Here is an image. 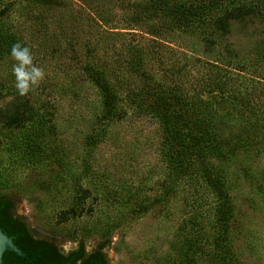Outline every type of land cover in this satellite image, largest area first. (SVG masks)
I'll list each match as a JSON object with an SVG mask.
<instances>
[{
  "label": "rangeland",
  "instance_id": "374dc122",
  "mask_svg": "<svg viewBox=\"0 0 264 264\" xmlns=\"http://www.w3.org/2000/svg\"><path fill=\"white\" fill-rule=\"evenodd\" d=\"M131 3L104 9L117 48L145 45L158 58L152 71L158 77L178 71L191 92L207 91L212 76L222 80L229 95L204 98L217 116L223 151L216 167L234 208L223 251L231 254L227 264H264V24L235 25L220 36L197 22L162 29L158 37L131 19ZM63 6L59 13L76 17V26L98 13V0H66ZM9 13L17 18L13 6ZM94 19L95 28L85 32L98 44ZM76 26L69 30L78 31ZM30 45L44 74L31 97L36 108L43 107L21 130L0 119V198L10 201L34 238L64 253L83 248L86 256L107 242L101 251L108 264H225L217 200L204 184L166 176L157 122L127 107L126 117L103 123L97 88L83 80L81 93L70 91L76 61ZM44 81L49 88L41 91ZM247 91L258 104L254 113L234 101ZM11 98L0 97V109ZM38 122L45 124L40 150L34 147ZM81 186L91 194L75 213Z\"/></svg>",
  "mask_w": 264,
  "mask_h": 264
},
{
  "label": "trees",
  "instance_id": "16d2710c",
  "mask_svg": "<svg viewBox=\"0 0 264 264\" xmlns=\"http://www.w3.org/2000/svg\"><path fill=\"white\" fill-rule=\"evenodd\" d=\"M65 1L0 0V97L3 98L6 93L12 97L0 109V119L8 128L21 130L35 119L43 107L38 109L34 106L30 91L22 96L15 88V78L11 71L13 61L10 57L13 44L20 42L31 50L30 44L37 43L56 58L67 56L76 61L79 68L72 70L69 76L70 91L73 94L81 93L85 87L83 80L97 88L102 97L103 123L126 117L129 110L127 107L134 110L135 116H150L157 122L162 136L160 152L168 169L166 176H181L188 182L204 184L213 192L217 200V221L221 229L219 257L221 263L227 264L231 254L223 251V241L229 236L234 208L226 184L219 177L216 167L223 151L216 125L217 116L210 110L212 105L207 98H204L206 94L215 99L229 95L221 85L222 80L212 76L209 88L205 86L207 91L191 92L180 76H177L178 71L171 70L165 75L160 74V77L152 71L151 62H158V58L152 56L145 45L130 42L117 48L113 42V34H110V20L105 18L104 9L117 4L127 8L133 0H98V44L85 32L86 28L88 32L95 28L92 21L97 16H89L84 19L85 25L81 22L83 26H76V17L65 18L66 11L59 13ZM11 6L15 8L17 18L9 13ZM130 8L133 9L131 19L145 27L148 31L146 33L156 34L158 37L162 29L188 28L190 24L197 22L206 29H213L220 36L230 34L235 25L247 27L264 24V0H134ZM71 25L79 27L80 31L69 30ZM25 31L28 33V40L24 37ZM81 33L86 36L82 38ZM10 78L11 81L8 80ZM46 83L44 81L39 84L41 91L49 88ZM234 101L240 102L239 106L248 113H254L258 108L249 91L241 92V96L237 94ZM44 125L38 122L37 136L34 138V147L38 150L43 143ZM80 190L82 194L76 197L78 206L72 209L75 213H78L79 208H84V201L91 194L89 189L82 186L79 187ZM105 195L107 194L104 192L103 196ZM7 205L11 206L10 201L1 197L0 229L13 237L27 236L23 225L19 224V230L12 231L5 224L6 217L2 210ZM24 242L19 243L22 252H32ZM36 243L40 246L36 251L46 258L47 255L56 254L54 245L45 241ZM106 244L107 242H102L98 251L87 259L83 248L75 251L70 263L82 260V264H105L101 249Z\"/></svg>",
  "mask_w": 264,
  "mask_h": 264
},
{
  "label": "flooded vegetation",
  "instance_id": "af4514ba",
  "mask_svg": "<svg viewBox=\"0 0 264 264\" xmlns=\"http://www.w3.org/2000/svg\"><path fill=\"white\" fill-rule=\"evenodd\" d=\"M7 206H5V210L4 209L2 210L3 216L6 217L5 224L12 231L17 229L19 230V224L23 225L27 231V236L18 238L16 236L13 237L12 235L7 234L8 237L12 239L13 243L21 250V253H16L14 251H7L5 253L6 255L4 254L3 256L2 264H82V260H74L72 263H70V260H72L74 257L75 251L64 253V252H60L55 247L56 254L47 255V258L44 255H41L39 252H37L36 250L40 248V246L36 242H41V241L34 238L27 224H25L13 211L12 205L10 207L9 205ZM20 242L22 243L24 242V245L30 247V250H32V252L30 253L22 252V248L19 247ZM91 255L86 256L85 254V259L89 258ZM103 255H104V263L108 264L106 255L104 253Z\"/></svg>",
  "mask_w": 264,
  "mask_h": 264
},
{
  "label": "clouds",
  "instance_id": "9594fccd",
  "mask_svg": "<svg viewBox=\"0 0 264 264\" xmlns=\"http://www.w3.org/2000/svg\"><path fill=\"white\" fill-rule=\"evenodd\" d=\"M10 57L13 61L11 71L15 78V88L20 95H25L43 78V71L33 63L29 47L17 42L12 45Z\"/></svg>",
  "mask_w": 264,
  "mask_h": 264
},
{
  "label": "water",
  "instance_id": "95a60500",
  "mask_svg": "<svg viewBox=\"0 0 264 264\" xmlns=\"http://www.w3.org/2000/svg\"><path fill=\"white\" fill-rule=\"evenodd\" d=\"M7 251L21 253V250L13 243L12 239L0 229V264H2L3 256Z\"/></svg>",
  "mask_w": 264,
  "mask_h": 264
}]
</instances>
